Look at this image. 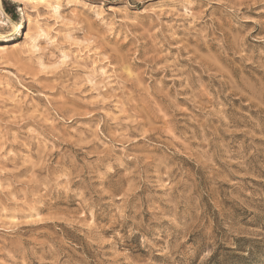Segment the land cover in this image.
<instances>
[{
    "label": "rangeland",
    "instance_id": "obj_1",
    "mask_svg": "<svg viewBox=\"0 0 264 264\" xmlns=\"http://www.w3.org/2000/svg\"><path fill=\"white\" fill-rule=\"evenodd\" d=\"M39 1L0 0V264H264V0Z\"/></svg>",
    "mask_w": 264,
    "mask_h": 264
},
{
    "label": "bare ground",
    "instance_id": "obj_2",
    "mask_svg": "<svg viewBox=\"0 0 264 264\" xmlns=\"http://www.w3.org/2000/svg\"><path fill=\"white\" fill-rule=\"evenodd\" d=\"M44 1H46V0H40L39 1V3H43ZM52 1V0H51ZM52 8H54L55 10H58V8H60L59 6H60V1L59 0H54L53 2H52ZM54 10V11H55Z\"/></svg>",
    "mask_w": 264,
    "mask_h": 264
},
{
    "label": "trees",
    "instance_id": "obj_3",
    "mask_svg": "<svg viewBox=\"0 0 264 264\" xmlns=\"http://www.w3.org/2000/svg\"><path fill=\"white\" fill-rule=\"evenodd\" d=\"M6 10H8V7H6Z\"/></svg>",
    "mask_w": 264,
    "mask_h": 264
}]
</instances>
